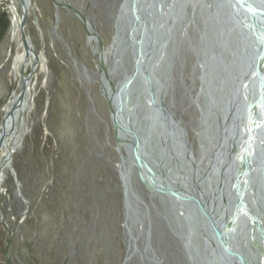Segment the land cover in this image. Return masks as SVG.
<instances>
[{
	"label": "rangeland",
	"instance_id": "rangeland-1",
	"mask_svg": "<svg viewBox=\"0 0 264 264\" xmlns=\"http://www.w3.org/2000/svg\"><path fill=\"white\" fill-rule=\"evenodd\" d=\"M121 1L27 0L24 31L38 64L25 85L30 87L29 107L4 139L13 152L0 167L3 264H191L182 241L187 223L179 214L181 205L148 187L114 140L108 89L134 64L129 31L117 20ZM14 2L21 13L19 0ZM10 4L0 0V130L7 122V102L33 66L31 55L23 59L18 24L10 32ZM194 8L180 6L182 17L165 36L155 69L161 83L157 101L165 111L157 117L172 124L169 144L146 128L139 81L126 93L130 110L125 119L135 137L144 139L158 174L176 183L185 175L191 184L189 170L204 169L210 160L203 147L209 145L207 135L211 139L219 112L218 105L209 107L205 132L206 100L195 51L202 21ZM17 54L21 61L15 65ZM162 145L172 149L166 160L159 159ZM6 154L0 144V161ZM174 164L179 170L175 178L169 169ZM244 201L248 204V196ZM183 207L195 212L191 203ZM201 229L196 224L193 243L201 245ZM244 240V251L260 260L259 239Z\"/></svg>",
	"mask_w": 264,
	"mask_h": 264
},
{
	"label": "water",
	"instance_id": "water-1",
	"mask_svg": "<svg viewBox=\"0 0 264 264\" xmlns=\"http://www.w3.org/2000/svg\"><path fill=\"white\" fill-rule=\"evenodd\" d=\"M19 2L22 6L20 29L24 50L26 59L32 54L33 66L27 76L21 75L22 87L15 105L23 98L25 84L38 64V54L24 37L25 0ZM187 3L197 9L202 21L195 51L201 72V93L206 100L202 114L205 132L209 129V107L218 105L224 112L223 115H215L220 126L215 128L211 139L207 135L209 145L203 147V153L208 150V174L212 176L207 193L202 184L208 174L198 180L193 189L181 185L186 192L177 190L174 180L159 176L157 164L146 153L144 139H137L125 122L130 110L126 93L132 83L139 81L142 85L140 93L145 97L143 105L147 107L144 114L148 120L146 128L157 133L161 143L166 141L169 144L172 124H164L157 117L165 111L157 101L161 83L155 76V69L162 58L161 48L167 43L165 36L171 34L175 20L182 17L180 6ZM117 20L129 31L134 55L131 73L110 85L108 91L117 147L124 146L138 168L139 177L148 187L181 204L182 216L187 223L182 241L191 264H264V234L258 230V226H262L261 220H264V0H171L170 3L168 0H122ZM224 53L230 59H225ZM215 89L217 92L214 94ZM13 109L14 106L9 113ZM5 133L1 125L0 144ZM171 150L169 146L162 145L159 159L166 160ZM10 158L11 154L8 155V163ZM189 162L187 164L191 165ZM195 167L189 172L197 177L199 168ZM169 169L174 171L172 177L178 176L177 164ZM119 172L125 182L122 169ZM233 176L238 181H233ZM231 182H236V201L229 192ZM257 195L259 204L254 215L248 206L251 198L256 199ZM245 196H248V204L244 201ZM124 203L127 205L126 198ZM187 203L193 204L195 212L183 207ZM198 223L202 225L201 235L206 236L201 237L202 246L191 241ZM245 224L251 226V232L247 229L240 232ZM252 235L259 239L263 250L260 260L244 252L241 243L243 237L251 239Z\"/></svg>",
	"mask_w": 264,
	"mask_h": 264
},
{
	"label": "bare ground",
	"instance_id": "bare-ground-1",
	"mask_svg": "<svg viewBox=\"0 0 264 264\" xmlns=\"http://www.w3.org/2000/svg\"><path fill=\"white\" fill-rule=\"evenodd\" d=\"M169 1V3L171 2V0H168ZM19 4H20V2H19ZM24 7H25V10L27 11V0H25V5H24ZM23 7V8H24ZM10 10H11V13H12V16H13V20H12V24H10L11 25V29H10V32L11 33H15V31H16V26H17V24H18V28L20 29V19H21V14H22V6H21V4H20V12L21 13H19L18 12V10H17V7H16V4H15V2H14V0H11V4H10ZM25 28V27H24ZM18 29V31H19V34H20V37H21V41L23 42V50H24V39H23V37H22V35H21V29L19 30ZM12 36V35H11ZM24 37H25V40H26V42L28 43V44H30V42H29V40H28V38H26V36H25V31H24ZM21 42V43H22ZM24 55H25V57H24ZM32 56V54L30 53L29 55H28V57H27V59L29 58V56ZM24 58H26V52H25V50H24V54H23V59ZM21 61V55H19V54H17L16 56H15V58H14V64L15 65H17L19 62ZM21 69H23V66L21 67ZM26 85V84H25ZM24 95H23V98L18 102V104H16L15 105V103L17 102V94L18 93H15V94H13L12 95V97L9 99V101L7 102V104H6V106H5V110H6V120H7V122H6V124H5V126H3L4 128H3V130L6 132L5 133V136H6V134H9V133H11V132H13L12 130L14 129V127H16V125H17V123H18V121L19 120H21V118H22V114L25 112V110L29 107V102H30V87L28 86V88H27V86H25L24 87ZM108 91H110V87H109V89H108ZM22 101V102H21ZM12 106H14V109H13V111L11 112V113H9V111H10V109H11V107ZM217 114H221V115H223L224 114V112L223 111H221V110H219V112H217ZM231 115V114H230ZM230 119L232 120V115L230 116ZM127 125V124H126ZM4 139H5V137H4ZM14 141L13 142H15L16 143V139H13ZM2 144H4V146H5V148H6V152H7V154H6V156L0 161V167H1V165H2V163H6V164H8V155L9 154H12V152H13V150H9L8 149V147H6V145H5V142H4V140H3V142H2ZM123 148H124V146L123 145H121ZM120 146V147H121ZM119 147V148H120ZM209 165H210V160H208L207 162H206V168L208 169L209 168ZM190 168V167H189ZM206 168H204V169H206ZM118 169H122V166H121V168H118ZM168 169V168H167ZM202 169V168H201ZM198 170V176H199V178H198V180H201L203 177H204V174L206 175V171H203L204 169H202V170ZM190 170H192V169H190ZM189 170V171H190ZM123 171V170H122ZM159 173V172H158ZM167 173V172H166ZM190 174V173H189ZM180 175H182V174H180ZM191 175V174H190ZM144 176V178H146V179H148V177H147V175L146 174H144L143 175ZM159 176H162L161 174H159ZM183 176V175H182ZM185 176V175H184ZM181 177V179H179L178 181H177V183H176V185H175V187H176V189L177 190H179V191H184V192H186V190L185 189H179V187L177 186L178 184L181 186V187H186V188H188V189H193L191 186H189L188 185V179H186L187 178V176H185V177ZM192 176V175H191ZM178 177V176H177ZM208 177H209V175H207L206 176V178H205V180H204V185H206V184H210V180L211 179H208ZM233 177H235V176H233ZM180 178V177H179ZM236 178V177H235ZM159 179V178H158ZM125 184V183H124ZM192 185V184H191ZM193 186V185H192ZM248 193V192H247ZM251 195V194H250ZM255 195H253V197H254ZM170 197V196H169ZM259 196L257 195L255 198L256 199H254V198H251V204H253V207H255V209H257V206H258V204H259V198H258ZM178 204H180V203H178ZM253 207L251 208L250 207V211L252 210L253 211ZM240 208H241V206H240ZM241 212H243V210H241ZM255 213V212H254ZM237 215H239V211H238V214ZM199 219V218H198ZM243 228H245V229H247V232H251V226H249L248 224H245L244 226H242ZM249 230V231H248ZM203 231H202V229H201V233H202ZM197 233V232H196ZM200 233V234H201ZM251 237H253V235L251 236ZM248 239L249 241L252 239H250L249 237H247V236H245V237H243V239ZM242 239V240H243ZM245 252V251H244Z\"/></svg>",
	"mask_w": 264,
	"mask_h": 264
},
{
	"label": "flooded vegetation",
	"instance_id": "flooded-vegetation-1",
	"mask_svg": "<svg viewBox=\"0 0 264 264\" xmlns=\"http://www.w3.org/2000/svg\"><path fill=\"white\" fill-rule=\"evenodd\" d=\"M218 126H220V124L219 125H217L216 127H218ZM215 127V128H216ZM206 168V167H205ZM199 170H200V168H199ZM202 170V169H201ZM203 171H206V175L209 173V169H204ZM205 174H204V176H206ZM209 175V174H208ZM193 176V175H192ZM194 178L192 179V185H194L195 183H197V181H198V177L199 176H193ZM233 181L235 180V181H238V179H236V178H233L232 179ZM236 183V182H235ZM235 183H233V182H231V185H229V187H230V189H229V192H230V194L233 196V199H235V200H233V201H236L237 200V197H238V195L236 194V190H237V187H236V185H235ZM190 183H188V185H189ZM233 184V185H232ZM191 184L189 185V186H191L192 188H193V186H192ZM209 185L210 184H206V185H203L202 184V187L205 189V192L207 193L208 192V190H209ZM181 205V204H180ZM249 208L251 207H253V204H251V203H249V206H248ZM258 207V206H257ZM253 211L255 212V214L254 215H256V209H255V207H253ZM229 213L228 214H230V209H229V211H228ZM179 214H181V215H183V209L180 207L179 208ZM264 220H261V223H262V228L261 227H259L258 226V230H259V233H261V234H264ZM250 224H253V223H251L250 222ZM202 231H203V229H202ZM204 236H205V234H204ZM206 237V236H205ZM244 241H248V239H246V240H244ZM262 253H263V250H262V247L260 246V251H259V253H258V255H257V257L259 256V258H261V255H262ZM249 255V254H248ZM251 255H253V257H256V254H254V253H252Z\"/></svg>",
	"mask_w": 264,
	"mask_h": 264
}]
</instances>
